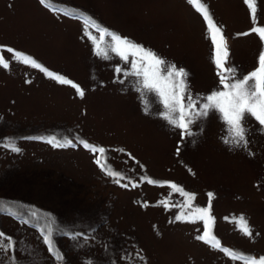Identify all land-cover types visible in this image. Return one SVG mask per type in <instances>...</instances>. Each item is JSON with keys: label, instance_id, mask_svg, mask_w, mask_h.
I'll use <instances>...</instances> for the list:
<instances>
[{"label": "rangeland", "instance_id": "obj_1", "mask_svg": "<svg viewBox=\"0 0 264 264\" xmlns=\"http://www.w3.org/2000/svg\"><path fill=\"white\" fill-rule=\"evenodd\" d=\"M48 2L86 13L183 68L196 99L221 87L205 23L187 0ZM203 3L223 29L226 66L237 77L254 70L261 42L255 34L238 35L251 27L243 0ZM258 22L264 25V0H258ZM0 45L30 55L84 91L80 97L71 86L0 53L10 61L9 69L0 68V232L14 243L11 251H0V264H57L41 238L48 226L63 264H242L196 239L201 222L175 220L179 212H191L179 207L185 199L179 192L141 183L142 176L176 183L194 193L192 203L201 207L212 193V231L221 245L264 255V130L254 118L244 121L246 148L224 142L227 126L215 112L196 120L193 135L181 139L160 117L156 96H145L146 111L135 78L115 72L130 71V63L112 53L110 59L97 57L79 20L49 11L39 0H0ZM51 135L67 136L76 146L27 139ZM77 138L107 149L108 163L125 177L120 184L131 180L139 187L113 183ZM6 140L21 152L6 149ZM162 200L177 207L166 210ZM241 216L251 237L233 223ZM66 232L81 235L72 239Z\"/></svg>", "mask_w": 264, "mask_h": 264}, {"label": "snow or ice", "instance_id": "obj_2", "mask_svg": "<svg viewBox=\"0 0 264 264\" xmlns=\"http://www.w3.org/2000/svg\"><path fill=\"white\" fill-rule=\"evenodd\" d=\"M39 3L49 11L62 12L64 16L74 17L79 20L83 34L91 42L93 52L97 57L110 59V53H112L125 63H130V71H124L117 67L115 72L135 78L136 90L140 93V99L144 103L146 111L148 106L144 100L145 96L148 93H153L156 96L158 103L162 106V111L159 113L160 117L172 128L179 130L181 139L192 136L191 126L196 120L207 117L212 112L217 113L227 126L228 136L224 142L232 147H247V129L244 125L246 117L254 118L261 130H264V25L258 22V0H243L248 10L251 27L248 32L239 33L238 35L255 34L261 42V49L258 53L254 70L240 77L236 76L233 67L226 66L229 51L223 29L216 24L207 5L203 3V0H187V3L200 14L205 23L206 35L212 44V63L217 70L216 74L221 85L219 89L199 99L194 98L188 92L186 84L187 73L183 68H177L152 50L146 49L127 37H122L101 26L93 17L86 13L79 10L70 12L56 9L48 0H39ZM3 52L11 54V60L37 69L59 84L71 86L80 97L84 96V91L78 84L50 71L30 55L10 46L0 45V53ZM9 67V59H6L4 55H0V68L7 70ZM27 139L42 140L54 148L76 146L73 139L67 136L60 139L55 135L46 138L28 137ZM76 143L93 155V163L105 176L111 178L113 183L120 184V181L125 178L121 172L114 170L108 163L107 149L78 138ZM4 147L15 153L21 152V148L17 147L11 140H6ZM120 151H123V149ZM177 153H179V147L177 148ZM140 181L153 186H166L170 189V193L179 192L185 198L179 207L191 209V212L181 211L175 216V220L190 223L201 222L203 231L196 236L198 241L223 252L233 261H242V264H264V255L253 257L221 245V242L212 231L215 223V218L211 212L212 193H208V204L201 207L192 203L195 200L194 193L186 192L174 182L157 181L147 176H142ZM129 185L132 188L139 187V184L131 180H129L128 184H120L121 187L125 188L129 187ZM2 203L0 201V204ZM158 203L159 206L164 207L166 210L170 207H177V205L171 204L169 200H162ZM9 215L15 216V213L9 212ZM32 215L35 216L36 213H32ZM189 215L194 217V219L189 220ZM225 219L227 220L228 217H225ZM233 223L244 236H252V231L245 217L235 218ZM65 235H71L72 239H77L81 234L66 232ZM53 236L54 230L51 226L41 230V238L47 247L48 253L55 259L57 264H63L64 257L55 248ZM13 247L12 238L0 232V251H11ZM85 264H93V262L89 260Z\"/></svg>", "mask_w": 264, "mask_h": 264}]
</instances>
